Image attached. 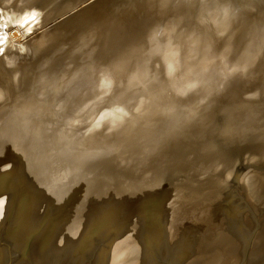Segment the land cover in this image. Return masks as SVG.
Returning a JSON list of instances; mask_svg holds the SVG:
<instances>
[{
    "label": "water",
    "instance_id": "obj_1",
    "mask_svg": "<svg viewBox=\"0 0 264 264\" xmlns=\"http://www.w3.org/2000/svg\"><path fill=\"white\" fill-rule=\"evenodd\" d=\"M0 264H264V0H0Z\"/></svg>",
    "mask_w": 264,
    "mask_h": 264
}]
</instances>
